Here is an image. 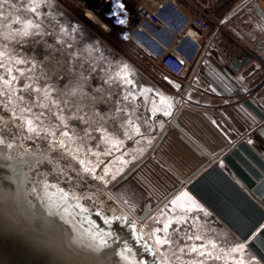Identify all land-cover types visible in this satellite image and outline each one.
Here are the masks:
<instances>
[{"label":"water","instance_id":"95a60500","mask_svg":"<svg viewBox=\"0 0 264 264\" xmlns=\"http://www.w3.org/2000/svg\"><path fill=\"white\" fill-rule=\"evenodd\" d=\"M209 50L172 96L54 0H0V264H264V73Z\"/></svg>","mask_w":264,"mask_h":264},{"label":"crops","instance_id":"0c3cea01","mask_svg":"<svg viewBox=\"0 0 264 264\" xmlns=\"http://www.w3.org/2000/svg\"><path fill=\"white\" fill-rule=\"evenodd\" d=\"M190 1L206 12L214 10L215 16L221 20V30L201 37L184 35L194 15L193 10L188 6L179 9L168 6L159 12V17L163 22L162 28L144 23L142 30L132 33L128 40L116 41L115 45L120 48L122 56L124 58L127 56L131 61L138 62L147 69L149 65L152 66L148 60L149 57H158L175 46V52L192 67L197 63L211 40L214 51L210 52L209 50L208 52L212 58L219 56L224 61L233 59L241 62L245 55H252L253 60L249 64L255 63L259 69L254 70L245 80L246 82L256 80L264 73V40H262L264 24L247 7L223 22L229 12L243 0ZM256 2L264 11V0H256ZM159 86L166 93L177 96V92L173 91L170 86L167 87L166 84H159ZM262 88H264V77L260 79V83L253 93Z\"/></svg>","mask_w":264,"mask_h":264},{"label":"built area","instance_id":"2783aa9c","mask_svg":"<svg viewBox=\"0 0 264 264\" xmlns=\"http://www.w3.org/2000/svg\"><path fill=\"white\" fill-rule=\"evenodd\" d=\"M58 4L114 50L115 41L128 40L132 33L142 30L144 23L162 28L159 12L168 6L175 9L188 6L193 10L184 35L201 37L221 30V20L214 10L206 12L190 0H60ZM148 60L162 79L185 81L193 72L194 66L175 52V46Z\"/></svg>","mask_w":264,"mask_h":264},{"label":"rangeland","instance_id":"374dc122","mask_svg":"<svg viewBox=\"0 0 264 264\" xmlns=\"http://www.w3.org/2000/svg\"><path fill=\"white\" fill-rule=\"evenodd\" d=\"M57 1L59 2L60 0H56V2ZM115 43H116V41H115ZM113 46L116 49V51L119 52V54H121V50H119L120 48L114 44H113ZM125 59L129 60L140 72H142L149 80L154 82L156 85L159 86V84H161V85L166 84L163 82V79L156 73V71L154 70V67H152L151 65H149V68L146 69V68H143L141 66V64H139L138 62L131 61L127 56L125 57ZM166 86H167V84H166ZM167 87H169V85Z\"/></svg>","mask_w":264,"mask_h":264},{"label":"flooded vegetation","instance_id":"af4514ba","mask_svg":"<svg viewBox=\"0 0 264 264\" xmlns=\"http://www.w3.org/2000/svg\"><path fill=\"white\" fill-rule=\"evenodd\" d=\"M184 211V213H188L191 215H193V213H195V210L191 209V208H188V209H183L182 212ZM184 218H186V214L184 215Z\"/></svg>","mask_w":264,"mask_h":264},{"label":"snow or ice","instance_id":"6c2138e0","mask_svg":"<svg viewBox=\"0 0 264 264\" xmlns=\"http://www.w3.org/2000/svg\"><path fill=\"white\" fill-rule=\"evenodd\" d=\"M0 143H2V141H0ZM168 227H169V224H168V223H165V225H164V231H165V232L167 231ZM157 231H160V229H157ZM158 242H166V241H160V240L158 239Z\"/></svg>","mask_w":264,"mask_h":264},{"label":"bare ground","instance_id":"6f19581e","mask_svg":"<svg viewBox=\"0 0 264 264\" xmlns=\"http://www.w3.org/2000/svg\"><path fill=\"white\" fill-rule=\"evenodd\" d=\"M191 34V33H190Z\"/></svg>","mask_w":264,"mask_h":264}]
</instances>
